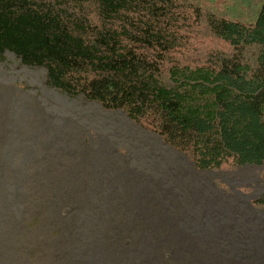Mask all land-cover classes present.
I'll list each match as a JSON object with an SVG mask.
<instances>
[{
  "label": "rangeland",
  "instance_id": "obj_1",
  "mask_svg": "<svg viewBox=\"0 0 264 264\" xmlns=\"http://www.w3.org/2000/svg\"><path fill=\"white\" fill-rule=\"evenodd\" d=\"M261 1L193 0L247 24ZM209 37L201 30L192 54L225 49ZM0 114V264H264V166L199 171L12 53L0 59Z\"/></svg>",
  "mask_w": 264,
  "mask_h": 264
},
{
  "label": "trees",
  "instance_id": "obj_2",
  "mask_svg": "<svg viewBox=\"0 0 264 264\" xmlns=\"http://www.w3.org/2000/svg\"><path fill=\"white\" fill-rule=\"evenodd\" d=\"M201 30L225 49L192 54ZM6 53L69 98L125 113L199 171L264 166V0L249 24L193 0H0Z\"/></svg>",
  "mask_w": 264,
  "mask_h": 264
},
{
  "label": "bare ground",
  "instance_id": "obj_3",
  "mask_svg": "<svg viewBox=\"0 0 264 264\" xmlns=\"http://www.w3.org/2000/svg\"><path fill=\"white\" fill-rule=\"evenodd\" d=\"M14 109H15V108H14ZM24 109H25V108H24ZM19 111H20V110H19ZM13 112H14V111H13ZM15 113H16V111H15ZM15 113H14V114H15ZM23 113H24V112H23ZM0 115H1V114H0ZM1 117H2V116H1ZM19 118H20V117H19ZM12 120H13V119H12ZM0 121H1V120H0ZM8 124H9V123H8ZM8 124H6V125H8Z\"/></svg>",
  "mask_w": 264,
  "mask_h": 264
},
{
  "label": "crops",
  "instance_id": "obj_4",
  "mask_svg": "<svg viewBox=\"0 0 264 264\" xmlns=\"http://www.w3.org/2000/svg\"><path fill=\"white\" fill-rule=\"evenodd\" d=\"M164 143V142H163ZM165 144V143H164ZM166 145V144H165ZM166 146H168V145H166ZM170 147V146H169ZM172 148V147H171Z\"/></svg>",
  "mask_w": 264,
  "mask_h": 264
}]
</instances>
